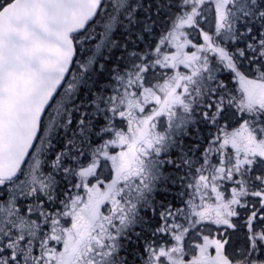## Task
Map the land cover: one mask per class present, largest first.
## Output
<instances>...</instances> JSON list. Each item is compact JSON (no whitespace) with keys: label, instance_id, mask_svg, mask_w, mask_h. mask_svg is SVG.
<instances>
[{"label":"snow or ice","instance_id":"snow-or-ice-1","mask_svg":"<svg viewBox=\"0 0 264 264\" xmlns=\"http://www.w3.org/2000/svg\"><path fill=\"white\" fill-rule=\"evenodd\" d=\"M0 264H264V0H0Z\"/></svg>","mask_w":264,"mask_h":264},{"label":"flooded vegetation","instance_id":"flooded-vegetation-1","mask_svg":"<svg viewBox=\"0 0 264 264\" xmlns=\"http://www.w3.org/2000/svg\"><path fill=\"white\" fill-rule=\"evenodd\" d=\"M231 126L234 127L236 125L235 124H232ZM230 187L231 186H227V188L224 189L226 191V194H228V189H230ZM233 219H236V218H233ZM211 230H212L213 235H215V226H212V229ZM240 230H242V231H240ZM204 231H205V234H207L208 229H204ZM229 231H233V232L236 233L237 240H235V241H232L231 240L233 242V244L240 245L243 242V240H244V236L242 235V233L246 232V228H239V230H229ZM209 251L212 254H214V249H209Z\"/></svg>","mask_w":264,"mask_h":264},{"label":"trees","instance_id":"trees-1","mask_svg":"<svg viewBox=\"0 0 264 264\" xmlns=\"http://www.w3.org/2000/svg\"><path fill=\"white\" fill-rule=\"evenodd\" d=\"M118 35V34H117ZM117 55L119 54V53H116ZM230 190V189H229ZM230 233H232V235H231V240L232 241H235V240H237V238H236V233L235 232H233V231H229ZM245 233V232H244Z\"/></svg>","mask_w":264,"mask_h":264},{"label":"rangeland","instance_id":"rangeland-1","mask_svg":"<svg viewBox=\"0 0 264 264\" xmlns=\"http://www.w3.org/2000/svg\"><path fill=\"white\" fill-rule=\"evenodd\" d=\"M207 27V26H206ZM195 37H196V33L195 32H193L192 33V38H193V40H194V42H195ZM236 86V85H235ZM228 186H231V185H228ZM198 202V201H197ZM235 220V219H234ZM221 231H223V228H221ZM240 231H242V230H240ZM242 235L244 236V233H242Z\"/></svg>","mask_w":264,"mask_h":264}]
</instances>
